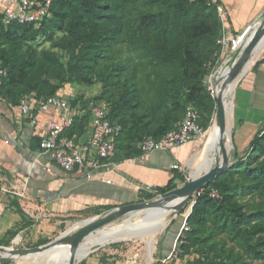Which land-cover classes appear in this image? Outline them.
Segmentation results:
<instances>
[{
	"label": "trees",
	"instance_id": "obj_1",
	"mask_svg": "<svg viewBox=\"0 0 264 264\" xmlns=\"http://www.w3.org/2000/svg\"><path fill=\"white\" fill-rule=\"evenodd\" d=\"M57 32H67L68 36L56 39ZM217 36L220 53L222 24L212 0H58L52 5L51 17L39 26H5L0 13V62L8 71L0 96L19 107L26 97L47 99L67 84L100 85L98 97L71 102L83 114L75 117L63 136L72 139L73 135H83L91 120L90 103L105 101L109 104L108 119L123 127L116 152L124 150L127 158L134 157L141 155L137 149L141 140L161 138L177 128L190 105L198 110L201 126L209 129L216 99L201 84L207 68L198 44ZM42 40L65 52L67 64L53 53H38L35 44ZM126 45L151 58V75L140 79L137 63L123 59ZM250 148L245 164L222 172L182 211L193 205L187 219L190 230L185 231L186 256L191 248L204 247L203 254L198 250L200 257L194 264H239L215 251L213 228L207 237L196 228L208 220L207 207L213 208L215 224L245 251L264 255L255 245L264 234V210L242 214L231 206L232 199L244 191L235 174L250 177L264 188V123ZM187 179L186 173L176 171L167 186L157 188L143 201L173 191L179 187L177 181L185 183ZM212 190L220 197H211ZM13 236L10 232L9 238ZM101 264L110 263L102 258Z\"/></svg>",
	"mask_w": 264,
	"mask_h": 264
},
{
	"label": "crops",
	"instance_id": "obj_2",
	"mask_svg": "<svg viewBox=\"0 0 264 264\" xmlns=\"http://www.w3.org/2000/svg\"><path fill=\"white\" fill-rule=\"evenodd\" d=\"M220 2L226 12L230 35H240L242 28L246 29L264 14V0ZM262 61L257 68L256 63L253 70L246 73L239 89L235 132L238 146L242 143L249 146L264 123V59ZM84 87L87 86L71 85L57 94L74 101L79 94L88 100L97 97L101 91L100 85L87 87L91 88L90 91ZM58 115L56 110L43 112L34 127L21 115L19 107L0 96V243L43 246L52 241L64 218L146 200L148 194L167 186L174 178L177 171L173 169L174 165H180L185 173L188 162L197 151L198 142L169 152L146 156L136 154L128 158L124 150H120L116 152L110 171L88 174L78 168L67 173L53 162L51 154L39 148L45 124ZM91 133V124L88 123L83 135L64 138L81 144L90 138ZM10 232L14 233L12 238H9ZM177 236L175 231L166 236L161 247L157 248L155 260L149 264H158L157 260L169 254ZM105 253L90 256L79 264H101L102 258L110 264H123L114 256L121 253L119 249ZM134 263L137 264L131 260L126 264Z\"/></svg>",
	"mask_w": 264,
	"mask_h": 264
},
{
	"label": "rangeland",
	"instance_id": "obj_3",
	"mask_svg": "<svg viewBox=\"0 0 264 264\" xmlns=\"http://www.w3.org/2000/svg\"><path fill=\"white\" fill-rule=\"evenodd\" d=\"M242 29L244 30L245 28H242ZM66 36H68L67 32H57L56 39L64 38ZM230 37L234 38V42H230L228 50L225 51L226 53L224 55H222L221 52L219 53V50L217 47V43H218L217 41L219 38L218 36L216 37V40L215 38H212L210 40L202 41L201 43L198 44V50L202 53L205 59V66L207 68L206 72L203 74L201 78V84L209 92H210V89H213L215 91V97L217 96L218 88L221 89L222 85L230 78L228 74L231 68L230 67L228 68L227 70L228 74L226 75L223 74L222 77L219 79L217 77V74L220 72L223 66H225L226 64L228 66H232L233 63L237 59L243 58L242 55L244 56V52L240 53L239 55L238 50H237L238 36L230 35L229 33L228 38ZM214 40L216 41L215 46H214ZM35 48L38 53L47 51V52L55 54L59 58L61 63L64 65H66L68 62L69 56L65 52H62L58 49L53 48L51 43H45L42 40L35 44ZM123 59L128 62L134 61L135 63H137V65L140 68V71L138 72V76L140 79L144 78L147 75H151L150 63H149L151 58L139 55V53H137L131 47L126 45L125 54H124ZM263 59L264 57L261 58L258 62L262 61ZM254 66L250 69V71L253 70ZM233 80L234 79L231 78L229 80L230 81L229 83H232ZM242 81L239 83L238 88L234 92V95L229 97V100L234 105V125H233L234 127L232 128V132H231L232 133L231 134L232 135L231 145L233 147L228 151L231 167L232 166L237 167L239 166V164L240 166L242 164H245V162L247 161V156L249 155V152L251 151L250 144L247 147H245V143H242L240 146H238L235 141V137H234V134L237 130L236 128L237 127V119H236L237 117V114H236L237 113L236 111L237 98H238V93H239V89L242 84ZM53 82L57 83L56 81H53ZM71 85H76V84H67L64 87H68ZM84 88H86L85 89L86 91L91 90V88H87V87H84ZM100 94H101V91L99 92L98 96ZM77 98L84 99L85 96L82 94H79ZM98 102L99 104H102L109 109V104L107 102L105 101H98ZM215 116H216V112H215ZM215 116H214L213 122L211 121V125H210L211 128L213 127L216 121ZM211 128L209 129V133L203 138V140L201 142H198V144H196L197 151L195 152V157H193L187 164L188 170L185 172L187 175V178L195 175L196 173H198V171H201V170L206 171L205 167L211 166L212 165L211 163L215 160H216L215 161L216 163L221 157V152L219 154L216 151H211V153L209 154V160L206 163H203V160H204L203 154L205 150V145L207 143L208 138L210 137ZM224 141L225 142L229 141V137H227V135L225 136ZM236 146H237V151H236ZM218 147L220 148V144H218ZM263 160L264 158L261 159V161ZM215 163L213 164V167L215 166ZM203 164L205 165L202 169L201 167ZM234 179L240 184V186L244 189V191L240 193V195H237L232 199L231 206L234 207L236 211L242 214H251L258 210H264V188L261 187L260 185H257V181H255L254 179H251L250 177H246L244 175L241 176L240 173L235 174ZM183 184L184 183H180L179 186H182ZM192 206L193 205H190V207L187 208L184 213L180 211L176 215L172 213L169 214V218L167 220V226L163 231L157 234L158 236L156 235L152 249H150L149 244L145 240L143 239L141 240L139 238L136 240L131 239L128 241L116 242L112 244H106V245H100V246L97 245L92 248L91 253L86 258H84L83 261L81 262H84V260L88 259L90 256L97 255L99 253L106 254L105 252L107 251H110L113 249H119L121 253L114 255L119 263L126 264L128 262H131V260H134L135 262H137V264H149L153 259L155 260V257L157 255V248L161 247V243L164 241V238L172 234L173 231H175L176 233L177 232L179 233L180 230L185 226V224H187V219L189 217ZM115 210L117 209L113 208V209H108L104 211H92V212H87L81 216H75L73 218H64L63 223L60 225V229L55 234V236L53 237L50 243L57 242L59 239L63 238V236L64 237L73 236L79 230H81L88 221L92 219L99 220V219H105V218L115 216L116 214ZM212 211H213L212 207H207L208 220L206 221V223H202V225L198 224L196 228H199V230H201L199 232H203L202 237H207L209 235V228H213V230L215 231L214 233L215 251H220L225 259L228 257H231L232 259H236V261L239 264H264V255L256 256L251 252L245 251L237 241L231 238V236L225 229H221L220 227H218V225L215 224L214 216L211 213ZM128 218H130V220L133 221V223H138L146 218V213L145 211L138 212L131 217H125L120 220H117L115 224L121 225L123 221L127 220ZM248 228L250 229V227ZM189 230H190V227H188L187 231ZM255 245L258 247L257 250L261 249L262 252L264 253V234L258 237L257 241L255 242ZM43 246H29L28 247V246H23L22 243H19L18 245H13V246L8 245V246H0V247L11 248L14 250L22 251V250L36 249V248H40ZM56 248L63 249L64 245L60 244L56 246ZM198 250H201V253L203 254L204 247L200 246L198 248H191L188 251V260L190 261L191 264H194L193 262L199 259L200 254L198 253ZM57 251L58 250L55 249L52 253L55 254V256H57ZM13 261H14L13 259H5V260L0 261V264H23V262L15 263ZM81 262L76 261V264H79ZM158 262L159 261L157 260V263Z\"/></svg>",
	"mask_w": 264,
	"mask_h": 264
},
{
	"label": "built area",
	"instance_id": "obj_4",
	"mask_svg": "<svg viewBox=\"0 0 264 264\" xmlns=\"http://www.w3.org/2000/svg\"><path fill=\"white\" fill-rule=\"evenodd\" d=\"M58 0H0V13L5 26L37 25L42 24L51 17L52 5ZM217 5L218 14L222 24V38L219 41L221 54L228 50L230 42L234 38H228L227 16L224 8ZM8 77V71L0 62V92ZM214 97L215 91L210 89ZM72 101L65 99L60 94L47 99H36L34 97L24 98L19 106L21 115L30 120L32 126L38 125V116L43 112L56 110L59 115L49 120L44 126V134L41 137L39 148L46 154H51L53 162L67 173H72L80 168L90 174L91 172L110 171L116 156V144L123 127L116 121L108 119L109 110L99 103H90L92 133L90 138L83 143H75L64 138V133L74 124L76 116L82 111L79 106L73 107ZM215 116V114H214ZM214 116L212 122L214 120ZM198 110L188 106L183 121L177 128L171 130L161 138L146 137L137 144V149L142 156L156 152H169L180 149L188 144L201 142L209 133L201 124ZM173 169L184 172L178 164ZM111 184L110 181H108ZM5 192L8 190L3 189ZM202 192V191H201ZM211 197L219 198L218 191L212 190ZM187 224L178 233L177 239L169 254L161 257L158 264H189L183 246L186 244L185 231Z\"/></svg>",
	"mask_w": 264,
	"mask_h": 264
},
{
	"label": "bare ground",
	"instance_id": "obj_5",
	"mask_svg": "<svg viewBox=\"0 0 264 264\" xmlns=\"http://www.w3.org/2000/svg\"><path fill=\"white\" fill-rule=\"evenodd\" d=\"M257 31H259V38L255 46L250 50L249 60L243 63L242 69L236 73V76L233 78L234 80L232 83H229L230 78L226 81L227 85L226 88H224V90L222 91V93L220 88H218L217 90V96H220V94H222L221 102L224 106L227 117L226 135L227 137H229V141L226 144L227 151H229L232 148L231 132L234 125V105L229 100V97L234 95V92L238 88L239 83L242 81L246 73L254 66L256 62H258L261 58L264 57V24L257 25L256 28H252L246 36L242 37L239 40V42H237L238 45L237 50L239 52L240 49L246 48L249 45V43L251 42L252 38L254 37ZM242 57L244 56L242 55ZM241 60L242 58H239L233 64L239 63ZM229 67L231 68L230 69L231 72L233 69L232 66H228L226 64L225 66L222 67L220 72L217 74L218 79L221 78L223 74L225 75L228 74L227 70ZM221 137L222 134H221L220 126L217 122H215L213 127L211 128L210 137L208 138L207 143L205 145V150L203 154V159H204L203 163H206L209 160V154L211 153V151H216L220 154L221 148L218 147V144L221 140ZM215 161L211 163L212 164L211 166L205 167L206 171L213 167ZM204 165L205 164L202 165L201 167L202 169ZM155 211L158 212V218H154V219L145 218L138 223H133V221L129 220V221H125L121 225L113 224L106 228L98 229L95 232H93L91 235H89L86 238V240L76 248V250H74L70 245L71 236H67V237L63 236V238L58 240L57 245L63 244L64 248L63 249L58 248L57 256H55V254H53V256L56 259H60V260L62 259L63 260L62 264H69V261L72 258V256L76 257V261H80V260L82 261L91 253L92 248L94 246L106 245L110 242H122L131 239L136 240L138 238L141 240L142 239L145 240L149 244L150 249H152L156 235L166 228L167 220L170 214V211L167 210L164 206H156L150 212L153 213ZM151 216H153V214H151ZM27 255L29 256L34 255V253H32V251L26 253L11 248L0 247V261L5 259H13L14 261L17 259L20 260L26 259Z\"/></svg>",
	"mask_w": 264,
	"mask_h": 264
},
{
	"label": "water",
	"instance_id": "obj_6",
	"mask_svg": "<svg viewBox=\"0 0 264 264\" xmlns=\"http://www.w3.org/2000/svg\"><path fill=\"white\" fill-rule=\"evenodd\" d=\"M261 24H264V14L261 15L253 24H251L245 30H243V32L238 36V42L242 37L246 36L252 28H256L257 25H261ZM258 38H259V31L256 32V34L254 35L251 42L246 48H242L239 50L238 52L239 54L244 52V57L239 63L233 64L235 66L232 65L233 69L228 74L230 76V79L234 78L236 76V73L242 69L243 63L249 60L250 50L255 46ZM226 85L227 82H225L222 85L221 93L224 90V88H226ZM221 96L222 94L216 97L214 95V98L216 99L215 122L219 124L222 134L221 140L219 142L221 148V157L215 163V166L207 171H198V173L189 177L182 186H179L177 189L170 191L164 195H161L152 200H147L133 205L117 208V210H115L116 211L115 216L105 219H99V220L92 219L88 221L81 230H79L76 234L71 236L70 245L74 250H76V248L79 245H81L86 240V238L96 230L101 228H106L110 225L115 224L117 220H120L125 217H131L138 212L145 211L146 218L154 219V218H158V212L155 211L151 213L150 211H152V209H154L156 206H164L167 210L170 211V213L174 215L178 214L180 211H183L191 203L193 198L199 195L201 191L205 189V187H207L211 182H213L222 172L228 170L231 167L229 153L226 149V144L228 143V141L227 142L224 141L226 135L227 117L224 106L221 102ZM151 214H153V216H151ZM129 220L130 218H128L125 221H129ZM125 221H123V223ZM112 243H116V242H110L108 244H112ZM57 244L58 241L54 243H49L40 248L31 249V250H22L21 252H26V253L32 251L34 255H30V256L27 255L26 259H21V260L17 259L13 262L15 263L23 262V264H62L63 260L56 259L52 253L55 249L58 250L56 248V246H58ZM69 264H76L75 256H72V258L69 261Z\"/></svg>",
	"mask_w": 264,
	"mask_h": 264
}]
</instances>
